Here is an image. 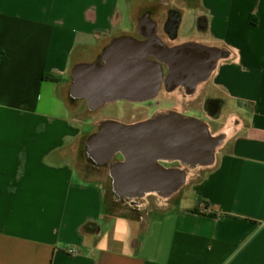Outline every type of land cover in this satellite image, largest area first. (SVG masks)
I'll use <instances>...</instances> for the list:
<instances>
[{
    "label": "crops",
    "instance_id": "obj_1",
    "mask_svg": "<svg viewBox=\"0 0 264 264\" xmlns=\"http://www.w3.org/2000/svg\"><path fill=\"white\" fill-rule=\"evenodd\" d=\"M173 12L158 36L219 55L191 96L236 130L167 207L121 202L82 157L73 70ZM0 264H264V0H0Z\"/></svg>",
    "mask_w": 264,
    "mask_h": 264
},
{
    "label": "water",
    "instance_id": "obj_2",
    "mask_svg": "<svg viewBox=\"0 0 264 264\" xmlns=\"http://www.w3.org/2000/svg\"><path fill=\"white\" fill-rule=\"evenodd\" d=\"M187 47L166 46L152 22L147 40L115 39L103 64L75 67L72 94L85 98L92 110L117 101L145 102L155 99L181 72L202 75L194 81L197 89L215 70L219 55L206 59L205 67L204 60L185 52ZM87 144L89 156L98 164L122 156L110 171L115 198L124 202L145 198L150 192L171 198L187 184L185 168L194 171L213 165L223 140L211 133L205 121L170 112L137 124L106 122ZM161 162L180 167L166 168Z\"/></svg>",
    "mask_w": 264,
    "mask_h": 264
},
{
    "label": "rangeland",
    "instance_id": "obj_3",
    "mask_svg": "<svg viewBox=\"0 0 264 264\" xmlns=\"http://www.w3.org/2000/svg\"><path fill=\"white\" fill-rule=\"evenodd\" d=\"M188 25V23L186 24ZM162 98V103L165 105V107L173 109L175 112L186 116L187 117H194L201 119L205 121L211 130V133L214 136H219V134L225 136V140L230 137L233 132L236 130V121L233 119H226L223 114H217L215 110L211 111L208 109V107L205 106V94L201 93L199 97H192L190 94L184 95L183 91L175 92V93H168V92H163L161 95ZM126 105L124 103H118L114 105H107L104 108H99L96 110H92L87 102V107L85 110H83L81 113L78 114V118L81 122L84 123H89L92 121V123L96 124V132H98L100 126L106 122H110L108 120L113 118V115L119 114L123 115L124 109ZM183 113V114H182ZM120 119V118H119ZM84 129L87 132L93 133L94 130L92 127H89L88 125H84ZM94 133V134H95ZM92 136V135H91ZM89 137L87 136L86 138L82 139V142L86 141L85 146L83 145L82 149V157L87 158L88 162L91 163L92 165L100 168L102 171L108 173L106 175V188L109 192L114 193L113 190V185H112V177H111V165L115 163L114 158L110 160L106 164H98L93 158H91L87 152L88 150V139ZM223 141V143L225 142ZM223 145V144H222ZM222 145L217 149V153H220L222 151ZM115 160H119V157H116ZM82 169L84 170L85 164L82 163ZM192 172V173H191ZM203 173L202 168L197 169L194 171H189L188 177L189 180L193 178H197L198 175H201ZM192 175V176H191ZM186 189V190H185ZM181 191L187 192L188 189L186 186H184ZM170 198L168 199H163L159 198L157 196H150L146 198H140L136 199L137 203L140 205H148L150 207L153 206H168L170 201ZM129 201V199H128ZM132 201V200H131Z\"/></svg>",
    "mask_w": 264,
    "mask_h": 264
},
{
    "label": "flooded vegetation",
    "instance_id": "obj_4",
    "mask_svg": "<svg viewBox=\"0 0 264 264\" xmlns=\"http://www.w3.org/2000/svg\"><path fill=\"white\" fill-rule=\"evenodd\" d=\"M178 19H179L178 13L176 12L171 13L166 25L164 26L163 31L162 29H159V31L157 32V35L158 33L163 32V33H167L170 37L175 38L176 36L175 27H176ZM151 34H152V24L147 19H144L142 22V31H141V34H139L138 39L140 41H145L151 37ZM185 52L187 54H192L191 49L189 47L185 49ZM211 57H212V54L208 55L205 52H203V60L205 63V67H206V59L208 60ZM165 74H167V71H165ZM196 79H197V76L191 77L188 74H184L181 72L180 75H176L173 78H171L168 84L162 87L158 96L153 100H149L145 102L117 101L114 103L106 104L101 108H104L107 105L124 103L126 105L124 112H123L124 114L120 116L119 114L113 115V118L108 121H117V122H121L124 124L141 123L146 120L155 118L161 114L175 112L173 109L165 107V105L162 103L163 101L161 98L162 93L164 91L168 93H175L178 89H181L180 91H183L184 95L185 94L186 96L187 94L193 95L196 93V88L193 87L194 81ZM180 86L182 87L180 88ZM199 96L200 94L197 97ZM208 109L211 111L213 110L217 111L218 103L214 101L210 102L208 104ZM116 157H119L120 160H123L121 155H117ZM115 158H114V161L118 162L119 160H115ZM161 163L166 168L180 167L178 163H164V162H161ZM185 171L188 174L190 170L188 168H185ZM153 194H156V193L150 192L148 197L154 196Z\"/></svg>",
    "mask_w": 264,
    "mask_h": 264
},
{
    "label": "bare ground",
    "instance_id": "obj_5",
    "mask_svg": "<svg viewBox=\"0 0 264 264\" xmlns=\"http://www.w3.org/2000/svg\"><path fill=\"white\" fill-rule=\"evenodd\" d=\"M219 136H221V138H222V140L224 141L225 140V136H223V135H221V134H219ZM192 173V172H191ZM192 176V175H191ZM187 177H188V174H187ZM154 196H157V197H159V198H163V199H168V198H165V197H162V196H160V195H158V194H153ZM149 196V194H146L145 195V198L146 197H148Z\"/></svg>",
    "mask_w": 264,
    "mask_h": 264
}]
</instances>
